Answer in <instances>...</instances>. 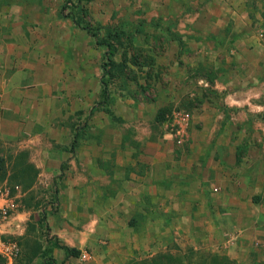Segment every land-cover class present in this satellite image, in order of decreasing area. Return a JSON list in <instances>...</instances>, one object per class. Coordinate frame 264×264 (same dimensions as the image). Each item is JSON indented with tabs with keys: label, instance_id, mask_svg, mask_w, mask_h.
<instances>
[{
	"label": "rangeland",
	"instance_id": "obj_1",
	"mask_svg": "<svg viewBox=\"0 0 264 264\" xmlns=\"http://www.w3.org/2000/svg\"><path fill=\"white\" fill-rule=\"evenodd\" d=\"M1 4L12 8L15 12L12 15L27 16V24L36 33L40 25L55 29L54 33L49 30L51 28L48 32L56 35L54 45L59 46V52L63 54L58 65L64 72L70 63L73 84L70 88L63 84L61 88H53V98L49 101L52 104L60 102L58 112L63 111V115L68 116V132L75 136L73 141L66 143V147H62L64 143L57 144L60 151H52L45 150L42 147L45 144L40 141L7 140L5 133L0 134V157L3 159L0 187L10 189L17 205L0 235L4 240L16 241L19 246L18 255L11 261L0 254L2 264H128L131 260L149 257L150 253L145 250L150 246L145 240L139 246L140 252L135 255L127 252L128 235L121 239L120 250L117 240H112L111 246L117 254L108 257L111 239L107 235L121 226L125 230L128 224L127 221L119 222V219L111 220V217L123 214L126 206L118 205L116 190L108 183L109 177L103 178L102 182L91 179L89 171L82 168L88 167L83 158L92 157L95 134L111 133L112 136L103 141L106 142V153L119 150V154H123L125 139L121 136L131 129L141 140L145 139L142 135L149 131L159 136L161 145L157 143V147L166 149L170 156H186L195 111L201 106V98L207 88L205 81L209 77L205 78L206 72L202 68L198 74L181 73L179 65L184 61L180 58L189 52L180 49L179 54L175 51L177 38L174 35L183 29L187 33L184 27L190 24L201 26L207 16L210 23L219 21V18L230 26L235 22H245L247 27L243 39L253 42V35L261 33L264 37V0H0ZM226 5L237 6V10L233 13L222 9ZM11 10H6V14L0 13L1 25ZM206 10L212 17L204 13ZM65 14L79 18L82 24L111 46L95 43L84 29L71 25L72 20H67ZM68 33L75 36V40L70 42L66 36ZM234 41L235 38L226 49L235 51L229 57L236 58V52H244L243 49L248 51L250 46L247 47V43L244 46L242 43L234 44ZM259 47L257 57L263 58L264 47ZM108 48L111 51L109 61L104 56ZM224 51L217 57H221ZM176 53L178 57L175 59L173 55ZM67 54L70 61L65 58ZM102 66L108 71L102 77L104 87L101 84V89H97L93 81L99 71L102 74ZM82 67L86 72H82ZM227 67L228 63L225 69ZM83 73L90 83L84 92H78L77 80ZM159 107L169 115L175 109L191 113L187 137L181 145L167 135L165 122L154 121ZM231 121L237 122L233 119L225 123L227 131L239 127L232 125ZM29 128L30 136L40 130L39 126ZM249 129L262 134L264 125L252 124ZM22 130L26 132L28 129L23 126ZM5 131L6 135H11L9 130ZM68 144L71 145L69 150ZM21 168L27 171L22 173ZM234 175L239 177L237 172ZM84 178L89 182L84 183ZM147 221L140 222V230L146 231ZM175 230L172 228L166 232L160 251L171 256L170 262L166 258H158L154 264H204V260H210L214 254L226 256L232 264H264V253L258 249L253 254L233 258L202 246L195 247L181 239ZM156 243L157 239L153 241ZM59 244H65L74 251L67 254L58 247ZM260 246L264 249V243Z\"/></svg>",
	"mask_w": 264,
	"mask_h": 264
},
{
	"label": "crops",
	"instance_id": "obj_2",
	"mask_svg": "<svg viewBox=\"0 0 264 264\" xmlns=\"http://www.w3.org/2000/svg\"><path fill=\"white\" fill-rule=\"evenodd\" d=\"M236 8L222 7L233 13ZM8 9L12 8L0 5V13L6 14ZM13 13L9 11V18L5 17L0 24V134L5 133L7 140L40 141L45 144L42 145L45 150L60 151L57 144L64 143L62 147H66L75 136L68 132V116L58 112L60 102L52 104L49 99L53 98V88H61L62 84L72 86L70 63L62 72L58 65L62 53L54 45L56 35L48 32L51 28L54 33L52 26L40 25L36 33L27 24V16ZM204 13L212 17L207 10ZM218 20L210 23L206 16L201 26L190 24L184 27L187 33L183 29V34L176 31L179 35H174L175 51L189 52L180 58L184 61L179 65L181 73L198 74L202 68L205 78L209 77L205 81V96L193 118L187 155L170 156L166 149L157 147L161 142L159 136L149 131L141 140L131 129L121 136L125 139L123 154L119 150L106 153L103 141L111 133L95 134L93 155L90 159L83 158L88 167L82 168L89 171L91 179L102 182L109 177L118 205L126 206L125 212L119 213L121 216L117 213L111 217L128 224L125 230L121 226L107 235L111 239L107 250L110 258L117 254L111 246L112 240H117L120 250L121 239L127 235L129 254L140 252L142 240L150 246L145 250L149 256L160 253L163 238L172 228L195 247L202 246L233 258L253 254L256 249L264 253L260 246L264 243V132L258 134L249 129L252 124L264 125V57H257L259 46L264 47V37L258 33L253 35V42L244 41L245 22L230 26L223 19ZM71 25L77 28L73 20ZM66 36L70 42L75 40L70 33ZM234 38V44L250 46L248 51L236 52V58L228 56L234 49L226 50ZM223 49V55L217 57ZM177 53L173 58L178 57ZM65 58L70 61L68 54ZM82 72H86L84 67ZM101 78L99 71L93 81L97 89H101ZM89 83L83 73L77 80L78 92H84ZM132 103L134 106V100ZM161 109L154 116L156 123ZM163 113L167 118L166 110ZM233 119L237 122L231 121L232 125L239 127L227 131L225 123ZM23 126L28 129L26 132ZM30 126H39V132L30 136ZM6 129L11 135H6ZM87 182L84 178V183ZM142 221H147L146 231L140 230ZM156 239L158 244H153Z\"/></svg>",
	"mask_w": 264,
	"mask_h": 264
},
{
	"label": "built area",
	"instance_id": "obj_3",
	"mask_svg": "<svg viewBox=\"0 0 264 264\" xmlns=\"http://www.w3.org/2000/svg\"><path fill=\"white\" fill-rule=\"evenodd\" d=\"M192 115L188 110L175 109L165 121V130L177 145H181L187 137V130L191 123ZM16 202L11 195L10 189L0 187V231L4 228L12 217L16 209ZM1 233V232H0ZM19 253V246L16 241L4 240L0 235V254L8 260L14 259Z\"/></svg>",
	"mask_w": 264,
	"mask_h": 264
},
{
	"label": "trees",
	"instance_id": "obj_4",
	"mask_svg": "<svg viewBox=\"0 0 264 264\" xmlns=\"http://www.w3.org/2000/svg\"><path fill=\"white\" fill-rule=\"evenodd\" d=\"M62 10H64V7L62 8ZM65 16L66 17H70L74 21L76 26L81 27L82 29H84L87 32V34H89L91 37H93L95 43H97L99 45H104L105 47L106 46L107 47L111 46L110 43L103 42V40L98 37V33H96L95 31L91 30L90 28H88V26L82 24L81 20L79 18H77L76 16H73L72 14H65ZM109 49L110 48H108L105 51V53H104V56L108 59V61L110 60V57H111V51ZM107 71L108 70H106L104 68V66H102V77H103V75H105V73H107ZM103 81H104L103 78H101V84H103V87H104ZM166 119L167 118H165V115L162 112V109L159 110V112H157L156 121L161 123L163 121H166ZM2 166H3V159L0 157V172H1ZM21 170H22L21 171L22 173H25L27 171L26 168H21ZM58 247L62 248L65 251V253H67V254L69 252H71V251H74L72 248L68 247L65 244H59ZM157 255H158V257H157ZM170 257H171L170 255L163 254L162 252H160V253H157V254H155L153 256L146 257L144 259L131 260L128 264H154V262L157 261L158 258H160V259L163 258L164 260L166 258L167 262H170V259H169ZM2 262H3V259L0 256V264H2ZM167 262H165L164 264H169ZM204 262H205L204 264H206V263L207 264H232L230 262V260L226 256H224V255H216V254L212 255L210 260L206 259V260H204ZM160 264H163V263H160Z\"/></svg>",
	"mask_w": 264,
	"mask_h": 264
}]
</instances>
